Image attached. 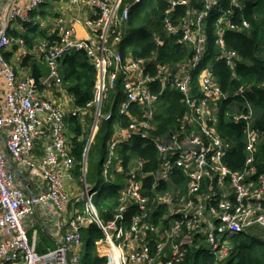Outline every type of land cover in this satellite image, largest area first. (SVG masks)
I'll list each match as a JSON object with an SVG mask.
<instances>
[{
  "label": "built area",
  "instance_id": "obj_1",
  "mask_svg": "<svg viewBox=\"0 0 264 264\" xmlns=\"http://www.w3.org/2000/svg\"><path fill=\"white\" fill-rule=\"evenodd\" d=\"M36 8L41 0H25ZM84 2L95 10V16L85 24L98 40H83L73 36L72 28H61L55 43H42L39 50L45 58L54 83L59 84V60L74 52L84 53L95 72L92 98L82 111L95 107L96 122L111 117H130L128 125H116L106 142L107 155L103 163L104 179H112L114 172L122 174L124 186L119 204L108 220H102L92 203V185L82 171V191L73 201L83 209L69 222L67 232L58 238L56 247L37 252L26 237L24 220L33 214L36 205H45L62 212L71 195L65 186L69 170L76 161L66 138V117L77 116L80 109L66 111L43 99L33 76L18 77L3 52L13 38L5 25L0 26V65L6 82L4 96L7 114L0 113V262L12 264H82V228L94 223L102 233L96 251L105 257L106 264H184L186 256L206 245L213 264H226L232 253L231 238L240 233L255 235L264 242V170L256 168L254 153L263 134L252 126L253 111L249 103L231 117L244 120L242 137L245 142L244 162L233 170L226 162V154L233 142L215 129L217 102L227 99L217 83L212 64L206 61L207 33L205 22L210 11L220 8V0H196L200 7L191 9L175 22L169 15L176 7L190 5V0H167L163 27L174 41L186 46L188 59L181 60L177 69L155 63L150 69L149 59L123 57L119 49L121 39L116 26L125 22L133 4L142 0H70ZM234 6L240 2L232 0ZM220 10V9H219ZM18 9L12 10L14 20ZM25 17V15H24ZM232 25L231 15L217 18V58L234 57L236 52L225 49L222 29ZM239 27H248L243 21ZM159 44L160 37L154 35ZM194 83L193 71L199 64ZM120 81L115 111L103 110L108 93ZM160 86L153 89L152 83ZM246 87H239L234 95H242ZM178 91L186 107L167 133L155 139L147 135L152 128L156 104L165 91ZM137 115L131 114V109ZM3 130V133L1 131ZM3 134L5 137H3ZM134 138L154 143L158 168L145 170L139 157L131 158L123 168L117 154L121 144ZM43 144V156L30 158L37 140ZM2 150L23 167L39 169L45 188L37 194L24 191L25 176L6 168ZM148 185L145 187V185ZM197 239L202 240L201 244Z\"/></svg>",
  "mask_w": 264,
  "mask_h": 264
},
{
  "label": "trees",
  "instance_id": "obj_2",
  "mask_svg": "<svg viewBox=\"0 0 264 264\" xmlns=\"http://www.w3.org/2000/svg\"><path fill=\"white\" fill-rule=\"evenodd\" d=\"M127 1L131 0H125V2ZM236 1L240 2L241 5H232V0H220V8L212 9L205 22L207 33V57L205 60L212 64L214 77L222 92L228 94L227 99L217 102L215 129L222 137L233 142L232 149L225 157L226 164L233 170L240 169L244 162L245 142L243 141L242 133L245 121H236L231 117L230 112L242 109L246 103H249L253 111L252 126L263 134L254 153L258 169L263 171L264 0ZM167 7V0H142L140 4L131 6L129 16L124 22L123 40L120 43V51L123 57L130 53L134 57L149 59L151 62L149 68L153 69V74H155L153 66L155 63L167 64L169 67L177 69L180 61L188 59L190 56L186 46L176 43L173 37L165 32L163 21ZM191 7L198 9L200 4L196 0H190L189 6L176 7L170 11L169 15L175 22H178L180 17L184 16ZM222 13L231 15L232 20L230 27L222 29L225 49L236 52V55L230 59L226 56L217 58L219 53V48L216 47L215 43L217 18ZM243 21L248 23V27H239ZM13 34L22 36L29 48L33 47L34 39L46 36L38 25L30 26L24 33L13 32ZM154 35L160 37V44L155 41ZM24 63L30 64L34 76L38 80L41 74L40 64L28 57L24 59ZM204 65V63L199 64L193 71L194 83L198 78L200 68ZM94 74L91 61L84 53L74 52L63 58L61 64L62 83L73 97L76 106H84L91 98ZM158 86H160L158 82L152 83L153 89ZM241 86L246 87L244 93L242 95H234V92ZM120 93H118L119 96L121 95ZM112 97L113 95H111L110 99ZM123 98L124 96L121 95V99ZM180 99H182V95L175 90L165 91L161 95L152 119L151 131L154 136H162L167 133L176 123V120L183 115L186 107ZM131 114L136 116V109L132 108ZM121 119L122 124L128 125L130 123V117L127 115H124ZM103 121L97 122L98 132L95 134L88 151V166L91 164L96 168L97 177L99 176L101 161L105 153V144L109 138L113 123L112 120ZM71 122L73 123L75 134L73 151L76 162H80L87 140L89 125L81 124L77 117L71 118ZM91 124L92 119L90 120V126ZM79 136H81V140H77ZM122 145L124 165L131 158L139 157L144 164L145 170H152L156 167L157 153L152 141L134 138ZM147 186L146 184L145 187ZM107 187L108 189L102 192L105 202L100 205L99 210V216L103 219L110 217V212L117 203L118 186L112 183L107 185ZM99 236H101V232L92 223L88 233L90 241L88 247L86 246L85 248L86 254L83 256L84 264H104V260L92 252V240L97 239ZM231 243L232 253L227 258L226 264H264V242H261L255 235L240 233L233 236ZM184 264H199V261L191 251L186 256ZM203 264H213V257L208 253L205 254Z\"/></svg>",
  "mask_w": 264,
  "mask_h": 264
},
{
  "label": "crops",
  "instance_id": "obj_3",
  "mask_svg": "<svg viewBox=\"0 0 264 264\" xmlns=\"http://www.w3.org/2000/svg\"><path fill=\"white\" fill-rule=\"evenodd\" d=\"M15 9H18L19 11V14L17 15L18 17H16L14 20H10L9 14L12 10ZM94 16L95 10L88 5H85V3L81 1L72 2L70 0H41V3L38 7L30 8L29 4L25 0H0V26L5 25L7 32L13 38L9 46L3 52V57L5 58V60L11 64L18 77L24 78L26 76H33L35 79L36 77L34 76L30 64L24 63V59L28 57L37 61L41 67V74L39 75L38 80L36 79V82L38 86V92L41 97L43 99L51 101L54 105L59 106L60 108L66 111H70L73 108L80 109L79 114L77 116L67 118V121H65L66 129L69 124H71L73 127V123L71 122V118L73 117H77L80 120L81 124L86 126L89 125V131L87 133V140L85 147L83 148L81 161L76 162L75 167L69 170V176L66 181L65 188L67 192L71 195L70 203H68V205L63 209L62 212L55 211L53 208H50L45 205H36L34 207L33 214L27 216L24 220L26 237L28 241L34 246V249L37 252H45L48 249L56 247L58 238L63 236L67 232V230L69 229V222L71 220H74L75 214L77 213V211H80L81 203L75 202L73 201V199L80 195L82 191V171L84 168L86 177L88 169V151L93 142L95 134L98 132L97 129L95 133H91L90 127V120L94 117L95 112L91 110H86L83 113L82 108H84V106L79 107L75 105L73 97L68 93L65 85L62 83V79L59 84H56L54 83V80L52 78H48L49 68L45 58H43L42 53L38 47L42 43H55L57 41V37L61 28H72L74 37L83 40L91 39L96 42L98 40V37L96 35H92L91 30L85 24L87 19H91ZM32 25H38L40 30H42L46 36L44 38L34 39L33 47L29 48L24 38L20 35L15 36L13 32L24 33ZM64 57L59 60L60 74L61 64ZM5 92L6 82L2 74L0 65V113L2 114H7L4 101ZM119 92L120 86H115L114 90L108 93L106 99L113 106H115L116 96ZM111 95H113V97L110 99ZM102 122L104 121L102 120ZM116 125L125 126V124H122L121 117H116L114 123H112L109 138L112 137V133ZM1 133H3V130L1 131ZM70 135V150L73 152L72 155L75 158L73 151V144L75 138L74 131ZM3 137H5L4 134ZM77 140H81V136H79ZM45 141L46 140L44 139L36 141L34 149L29 155L30 158L38 160L43 156V144ZM122 146L123 145L121 144L120 148H118L117 150V154L120 157L121 163L117 162L116 169L123 168L125 170ZM2 153L4 155L7 170H9L10 172L13 170L19 171L24 174L25 179L23 186L25 192L30 194H37L39 191L45 188V182L41 178V173L39 169L23 167L22 165L14 161L12 157L6 153V151L2 150ZM106 155L107 149L105 144V153L102 158L100 168L101 174ZM104 182H106L107 184L113 183L118 186L116 197L117 203L110 212L111 217L114 209L120 202V190L124 186L123 176L118 172H114V177L112 179H108V181L104 179ZM104 211L107 212L106 209H104ZM109 218L101 219L108 220ZM91 225L92 224L89 223L81 230L83 242L85 243V248L86 246L88 247V243L90 241V239L88 238V233ZM99 237L95 240H92V252H94L97 257L103 259V263L106 264L105 257L99 256L98 252L96 251L95 245ZM85 254L86 251L84 252V256ZM84 261L85 260L83 259L81 262L84 264ZM0 264L12 263L0 262Z\"/></svg>",
  "mask_w": 264,
  "mask_h": 264
},
{
  "label": "rangeland",
  "instance_id": "obj_4",
  "mask_svg": "<svg viewBox=\"0 0 264 264\" xmlns=\"http://www.w3.org/2000/svg\"><path fill=\"white\" fill-rule=\"evenodd\" d=\"M67 118L68 117L65 118V121H67ZM95 126H97V122H96ZM90 127H91V129L94 127V117L92 118V124H91ZM94 129H95V127L93 128V130ZM72 132H73V127H72L71 124H69L67 129H66V135H67V139H68L69 143L71 142V135L70 134ZM99 173H100L101 176L99 175L98 178H97L98 173H96V168H94V166H92L91 164L88 166L87 174H86V180H87V182H90L92 184V190L96 191V193L93 195L92 200H93L98 212L100 210V205L105 202V199L103 197L104 194L102 192L107 190L108 189L107 185H109L106 182H104L103 174H101V172H99ZM82 209H83V206L81 204L80 205V210H82ZM232 238H231V240H232ZM196 241L199 244L202 243L201 239H197ZM201 246H202V244H201ZM84 252H85V243H83L81 245V250L79 252L82 259H83V256H84ZM192 253L194 254V256L197 257V259L199 261V264H203L204 255L207 254V253L209 254V249H208V247L206 245H204L202 248H199L196 251H192Z\"/></svg>",
  "mask_w": 264,
  "mask_h": 264
},
{
  "label": "bare ground",
  "instance_id": "obj_5",
  "mask_svg": "<svg viewBox=\"0 0 264 264\" xmlns=\"http://www.w3.org/2000/svg\"><path fill=\"white\" fill-rule=\"evenodd\" d=\"M138 4H140V3H138ZM134 5H137V4H133L132 6H134ZM115 29L117 30V31H119V33H120V36H121V39H120V42H119V46H120V43L122 42V40H123V31H124V23H122V24H120V25H118V26H116L115 27ZM205 56L207 57V54H205ZM150 58H154V57H150ZM157 64H162V63H157ZM162 65H167V64H162ZM59 75H60V77H61V79H62V76H61V74L59 73ZM119 84V85H118ZM121 84L120 83H116L115 84V86H120ZM93 91V90H92ZM92 98V97H91ZM91 98L86 102V104L91 100ZM86 104L84 105V107L86 106ZM102 109L103 110H110V111H115L117 108H116V106H113L112 104H110L108 101H107V99H105L104 100V102H103V104H102ZM87 110H93L94 112H95V107L93 106V107H91V108H89V109H87ZM113 121V123H114V121H115V118H113V117H111V118H109V119H107V120H105V121ZM151 124H152V122H150ZM147 135L150 137V138H156L157 136H154L153 134H152V131H151V129H149L148 131H147ZM155 146V145H154ZM232 147H233V145H232ZM140 159V158H139ZM141 160V159H140ZM142 162V161H141ZM143 163V162H142ZM143 167H144V164H143ZM158 168V165H156V167L154 168V169H152V170H149V171H155L156 169ZM256 168L258 169V164L256 165ZM145 169V168H144ZM259 170V169H258ZM92 203H93V205L95 206V204H94V202H93V200H92ZM96 207V206H95ZM98 215H99V213H98Z\"/></svg>",
  "mask_w": 264,
  "mask_h": 264
}]
</instances>
